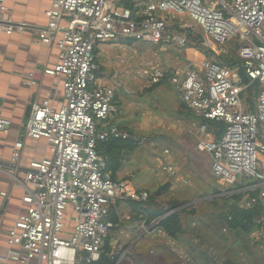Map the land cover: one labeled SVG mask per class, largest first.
<instances>
[{
  "label": "built area",
  "instance_id": "built-area-1",
  "mask_svg": "<svg viewBox=\"0 0 264 264\" xmlns=\"http://www.w3.org/2000/svg\"><path fill=\"white\" fill-rule=\"evenodd\" d=\"M5 2L0 0V16L6 13ZM44 15L47 23L38 32L37 44L55 49L57 63L43 74L58 81L63 104L55 107V95L35 103L25 123L24 140L14 143L7 167L0 163V173L24 191L22 207L6 232L0 264L95 263L105 241L119 227L110 218L112 211L120 203L149 199L129 175L113 180L106 172V157L97 152L98 143L109 140L146 143L144 137L112 124L119 113L114 101L121 84L115 81L117 73L109 85L100 78L94 54L99 44L125 46L133 41L158 47L160 52L167 47L186 50L191 33L205 38L211 45L206 48L222 56L227 43L237 42L248 85L213 57L200 58L197 51L189 52L181 67L162 64L157 53L140 59L136 76L147 87L169 86L195 118L225 125L221 139L214 142L200 124L197 151L209 155L211 173L225 185L255 180L243 191L256 190L257 197H246L238 206L251 209L259 202L264 211V0H52ZM13 32L11 25L0 22V37ZM119 63L118 69H123V60ZM255 83L259 92L252 107L242 94ZM26 85L35 82L31 79ZM9 127L10 121L0 117V134L6 135ZM27 139L44 141L47 156L25 167L20 162ZM169 159V151H163L161 171L189 186ZM0 197L8 199L9 192ZM158 222L147 229L143 223L142 228L163 234ZM263 235L256 231L251 239L258 242Z\"/></svg>",
  "mask_w": 264,
  "mask_h": 264
},
{
  "label": "rangeland",
  "instance_id": "rangeland-1",
  "mask_svg": "<svg viewBox=\"0 0 264 264\" xmlns=\"http://www.w3.org/2000/svg\"><path fill=\"white\" fill-rule=\"evenodd\" d=\"M201 39L203 47L211 46L205 38ZM199 41L197 38L196 42ZM157 50L158 47L145 43L123 46L109 42L95 48L102 81L111 84V79L117 73L115 81L121 84L116 94L119 107L124 109L119 118L115 116L112 124L118 126L123 122L132 136L146 139L144 145L132 152L126 150L123 176L129 175L132 184L144 189L150 197L160 186L169 183L171 188L167 194L156 198L158 206L167 210L171 203L188 204L186 207L193 213L182 215L186 234L180 242H174L152 229L146 232L142 228L143 222L136 221L129 207L121 205L122 209L118 211L119 227L110 235L113 253L117 255L115 264H199L192 261L190 255L187 256L189 243L199 246V249L207 247L208 259L213 258L215 264H264L263 241H253V233L247 238L234 237L223 229V223L217 218L232 205L233 200L228 197L234 195L229 190L235 184L225 185L215 177L211 173L209 155L197 151L199 119L179 108L178 97L165 84L146 88L147 83L136 76L140 59L146 60L157 53L161 63H168L167 59L172 56L185 64L188 60L186 53L192 50L173 47H167L165 53ZM196 51L200 58L205 57L204 49V52ZM121 60L125 62L123 69L115 68V64ZM124 70L128 73H123ZM236 71L235 68L232 73L239 75ZM165 150L169 151V161L178 176L186 179L190 186L178 183L176 178L161 171L159 162ZM216 191L219 194H215ZM67 224L71 225V218ZM144 226L147 229L148 226ZM136 238H140L139 241L132 244ZM193 255L196 257L195 253Z\"/></svg>",
  "mask_w": 264,
  "mask_h": 264
},
{
  "label": "crops",
  "instance_id": "crops-1",
  "mask_svg": "<svg viewBox=\"0 0 264 264\" xmlns=\"http://www.w3.org/2000/svg\"><path fill=\"white\" fill-rule=\"evenodd\" d=\"M51 1L6 0V13L0 16L1 23L11 25L14 28L11 35H1L0 37V99L2 100L0 117L10 121L8 133L6 135L0 134V163L3 167H7L9 164L14 143L21 139L24 140V127L32 106L35 103H41L52 95L56 97V108L63 104V91L58 81L43 74L44 69L53 68L56 65L57 51L49 45L37 44L38 32L47 23L44 13L49 9ZM167 60L168 63L164 61L162 64L170 67L183 65L177 59H173L172 56ZM119 64L116 63L115 68L118 69ZM31 79L35 85H26ZM145 87L152 88L147 87V84ZM168 90L172 89L169 87ZM175 95L178 97L176 93ZM178 100L179 108L184 111V106L179 97ZM117 105L119 108L117 117L119 118L124 108L119 107V104ZM118 126L128 130L123 122L119 123ZM24 144L21 166L27 167L29 163L39 161L47 156L44 141L27 139ZM125 170L126 168L122 167L118 173V178L123 177ZM10 182L6 174L0 173V193L9 192L8 199L0 197V255L5 251L6 232L13 227L19 209L22 207L21 199L24 194L21 187L11 185ZM121 205L127 206L126 203L119 204L116 209L117 215L118 211L122 209ZM127 219L129 218L127 217ZM139 239H134L132 244L138 242Z\"/></svg>",
  "mask_w": 264,
  "mask_h": 264
},
{
  "label": "trees",
  "instance_id": "trees-1",
  "mask_svg": "<svg viewBox=\"0 0 264 264\" xmlns=\"http://www.w3.org/2000/svg\"><path fill=\"white\" fill-rule=\"evenodd\" d=\"M200 40L196 42V40ZM187 49L196 51L200 50L204 52L203 49L207 52H204L205 57L210 58L213 57L215 60L218 61L222 66L230 69H237L242 83L245 85L249 84V81L245 77L243 70L241 69V60L237 56L239 45L236 41H231L226 44L228 51L225 56H218L214 54L213 51H209L207 48L203 47V40L199 35H192L191 33L187 34ZM128 45H133V41H127ZM96 55V51H94ZM159 85H155L156 88ZM259 92L258 84H252L249 86L242 94V98L245 100L247 105H251L253 107V103L257 98ZM114 103L117 105L118 102V95ZM118 106V105H117ZM184 108V107H183ZM185 109V108H184ZM200 124H203L207 127L208 131L213 136V141L218 142L224 131L225 125L221 122L210 121L206 119H200ZM135 137V136H134ZM139 146L135 144L133 140H109L105 142L98 143L97 145V152L107 159L106 165V172H108L113 180L118 179V173L122 170L123 164L127 158L126 150L132 152L133 150L137 149ZM256 184L255 180L248 181L247 179H243L241 183H236L231 190L234 195L228 197L233 200L232 205L227 209L225 213H221L217 218L223 223L224 230L234 237H249L251 233L256 231H263L264 234V211L262 208L261 203H256L253 205L251 209H240L238 204L242 200L244 196L247 198L257 197L258 192L256 190H249L243 191L245 188L253 186ZM171 185L165 184L160 186L156 192L150 197L146 202L143 203H132L127 202V206L130 208V213L133 218L138 222H143L145 225H150L152 222L158 220L159 218L163 217L168 212L176 209L179 206H182L181 203H171L169 209H161L156 203V198L160 196H164L170 190ZM139 189V188H137ZM142 190V189H139ZM215 194H219L217 191L214 192ZM227 199V197H226ZM244 199V198H243ZM122 204V203H120ZM118 207V206H117ZM189 207H185L179 211L173 212L169 215L164 216L162 220L158 222V229L165 235L167 238L174 242H180L181 238L184 237L186 234V229L183 225L182 215L193 213L189 211ZM111 220L113 223L118 224L119 219L118 215L115 211H112ZM264 242V235L263 238L260 240ZM258 241V242H260ZM201 244V243H200ZM190 250L188 251L189 255L192 257V261L199 264H215L213 258L210 260L209 252L207 247L199 249V246H194L193 244H188ZM201 251H199V250ZM196 254V257L193 254ZM117 255L112 253L111 249V237H109L102 248V252L100 258L97 262L91 264H114ZM191 260V258H190ZM191 262V261H190ZM231 264V263H226Z\"/></svg>",
  "mask_w": 264,
  "mask_h": 264
},
{
  "label": "water",
  "instance_id": "water-1",
  "mask_svg": "<svg viewBox=\"0 0 264 264\" xmlns=\"http://www.w3.org/2000/svg\"><path fill=\"white\" fill-rule=\"evenodd\" d=\"M186 206H188V204H184V205H182V206H180V207H178V208H176V209H174V210L168 212V213L165 214L164 216L169 215V214H171V213H173V212H176L178 209H182V207H186ZM164 216L161 217V218H159L158 221L162 220V219L164 218ZM114 264H115V263H114Z\"/></svg>",
  "mask_w": 264,
  "mask_h": 264
}]
</instances>
